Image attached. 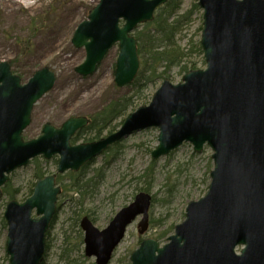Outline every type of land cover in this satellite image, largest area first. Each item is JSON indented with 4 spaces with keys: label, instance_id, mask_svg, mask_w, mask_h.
I'll return each instance as SVG.
<instances>
[{
    "label": "water",
    "instance_id": "water-1",
    "mask_svg": "<svg viewBox=\"0 0 264 264\" xmlns=\"http://www.w3.org/2000/svg\"><path fill=\"white\" fill-rule=\"evenodd\" d=\"M167 1L100 0L72 38L76 48L86 51L76 73L93 75L119 43L114 83L131 84L140 70L138 39L132 32L153 20L155 10ZM199 4L204 8L201 44L207 68L188 72L177 84L165 80L150 104L95 142L70 143L89 124L86 116H72L60 128L46 123L39 138L25 141L22 133L31 123L34 105L54 87L56 74L46 66L23 84L9 62H0V200L9 174L36 156L51 159L59 154V172L78 170L111 144L158 127L154 158L184 142L192 143L197 152L208 144L215 167L207 195L189 203L187 218L177 225L170 242L161 247L157 240L145 239L133 252L132 264H264V0ZM55 185V176H47L25 202L7 204L10 264H42L45 235L61 191ZM150 204L149 194H138L103 231L85 218L87 255H97L99 264H107L138 214H145L140 231L147 229ZM35 209L39 218L32 217Z\"/></svg>",
    "mask_w": 264,
    "mask_h": 264
},
{
    "label": "rangeland",
    "instance_id": "rangeland-1",
    "mask_svg": "<svg viewBox=\"0 0 264 264\" xmlns=\"http://www.w3.org/2000/svg\"><path fill=\"white\" fill-rule=\"evenodd\" d=\"M99 1L0 0V62H9L23 81L46 66L56 74L54 87L34 107L31 124L24 133L27 139L41 135L46 123L59 127L72 116L93 115L112 100L134 94L130 86L120 88L114 84L118 45L110 50L93 75L81 77L74 71L86 57L84 49L76 48L72 44L74 32ZM198 1L179 0L175 16L185 14V17L182 18L175 38L185 51V60L197 61L200 68H203L205 65L201 64L202 53L199 51L203 10L196 7ZM142 28L139 27L135 32L138 33ZM169 74L176 83L182 80L184 73H180L179 68L175 67L169 70ZM162 80H157L155 85H149L144 91V96L148 97L147 103L152 100ZM147 103H135L125 117ZM158 135L157 128L136 132L125 139L121 146L97 159L88 169L91 172L89 175H92L95 169L103 166L104 176L100 186L89 194L85 205L81 207L97 213L99 228L107 225V219L114 208L118 210L132 200L135 186L137 189L148 187L153 180L150 186L154 198L149 229L144 234L138 232L140 218L132 224L111 264H129L127 259L138 247L140 240L156 237L172 224L181 223L185 219L189 202L203 196L211 182L213 150L210 147H205L199 153L187 142L154 163L152 151L159 143ZM40 160L44 171H48V174L56 172L54 158L47 163ZM151 167H154L152 173ZM10 177L11 188L20 191L17 201L23 202L35 181V164L15 170ZM62 182L64 185L69 180L63 179ZM61 197V209L48 232L51 248L47 251L44 264H65L61 255L67 248L73 247L66 243L67 237L75 240L78 235V230L73 226V217L77 215L74 208L80 203L69 201V198L78 200L79 196L68 191L67 195ZM6 201L7 199L0 201V264H10L6 253L8 227L4 225L3 216ZM151 220L157 221L151 223ZM83 251L82 245L80 251H74L70 257H80ZM85 260L87 259L79 258L77 263L71 264H83ZM90 261L95 262V259L91 258Z\"/></svg>",
    "mask_w": 264,
    "mask_h": 264
},
{
    "label": "trees",
    "instance_id": "trees-1",
    "mask_svg": "<svg viewBox=\"0 0 264 264\" xmlns=\"http://www.w3.org/2000/svg\"><path fill=\"white\" fill-rule=\"evenodd\" d=\"M197 6L198 5L196 4V7ZM178 7L179 0H169L165 5L158 8V13L154 21L142 25L143 28L139 30L136 35L139 40V53L142 58V67L135 81L129 85L134 94L114 99L99 112L89 115L92 121L89 126L86 127L87 129H85L89 130L92 135L86 138L87 140L98 139L103 135L104 132L114 131L120 124H122L125 119V114L129 112L130 108L134 107L135 103H147L148 97L144 96L143 94L146 88L149 85H155L157 80L171 79L169 74L170 69L178 67L180 73H186L190 70L198 69L200 67L197 61L185 60V51L178 44L175 38L176 31L182 21V18L185 17V14L175 16V12ZM199 51L203 54L202 47L200 45ZM202 63L204 64L203 58L201 60V64ZM81 134H83V132H81L79 136H81ZM121 145L122 144L119 143L113 148L119 147ZM33 163L37 165L35 170V178H42L46 172L40 165L41 162L39 158L35 159ZM86 168L87 166L83 168L80 173L70 172L66 174L67 176L61 177L62 180L69 179V182L64 184L65 192L68 193V191H73L75 194H77V196H79L78 202L80 203V207L78 208V217H82L84 211H87V209H83L81 207H83L87 196L92 194L97 186H100V179H102L103 176L102 171L97 170L95 175L86 177ZM153 170L154 167H151V173ZM147 177H150V175ZM152 183L153 180L148 184V187L146 186L140 190L143 189L150 191V186ZM34 185L35 183L30 188L28 196L32 194ZM3 191L4 195L10 199H17L18 193H20L19 189L13 190L10 186V183L5 185ZM72 201L76 200L74 199ZM91 212L92 210H90L87 215H89L95 222V218ZM4 225H6L5 220ZM172 225L159 232L156 235L157 239L162 240L167 237L171 230H173ZM76 227H79V225ZM79 234V237L75 240L67 237L66 243L69 246L72 245L73 247L67 248L61 255V259L65 260L66 264L77 263L76 260L78 258L85 257L83 254L80 257H70V254H73L74 251H80L82 242V233L80 230ZM48 248H50V243Z\"/></svg>",
    "mask_w": 264,
    "mask_h": 264
},
{
    "label": "flooded vegetation",
    "instance_id": "flooded-vegetation-1",
    "mask_svg": "<svg viewBox=\"0 0 264 264\" xmlns=\"http://www.w3.org/2000/svg\"><path fill=\"white\" fill-rule=\"evenodd\" d=\"M78 134H79V132H78ZM78 134L75 136V139H77L78 137H80ZM82 135H83V134H81V136H82Z\"/></svg>",
    "mask_w": 264,
    "mask_h": 264
}]
</instances>
